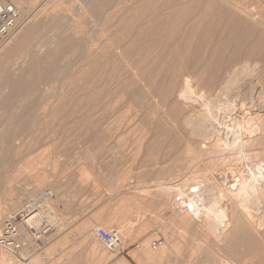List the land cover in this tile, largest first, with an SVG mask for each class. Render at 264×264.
<instances>
[{
    "label": "rangeland",
    "instance_id": "1",
    "mask_svg": "<svg viewBox=\"0 0 264 264\" xmlns=\"http://www.w3.org/2000/svg\"><path fill=\"white\" fill-rule=\"evenodd\" d=\"M10 1L21 22L0 52L28 30L0 61V229L34 199L30 191L35 200L53 194L46 198L54 220L42 213L44 234L17 220L25 250L10 261L14 253L0 247V264L264 261L260 239L244 233L237 211L223 214L228 228L216 241L158 196L160 183L191 177L189 188L205 175L209 185L264 163V0H235L249 19L221 0ZM240 67L256 71L253 84L241 76L239 86L225 87ZM213 99L216 131L199 139L185 121ZM239 117L262 131L246 132ZM240 134L250 142L238 168ZM96 227L132 246L111 254Z\"/></svg>",
    "mask_w": 264,
    "mask_h": 264
},
{
    "label": "bare ground",
    "instance_id": "2",
    "mask_svg": "<svg viewBox=\"0 0 264 264\" xmlns=\"http://www.w3.org/2000/svg\"><path fill=\"white\" fill-rule=\"evenodd\" d=\"M221 1H223V3L227 4L228 6L230 5V7L233 8L234 11L238 12L239 14L240 13H243L244 15L246 14L247 18L251 14L248 10L243 9L241 7V5H239L235 0H221ZM257 21H259V20H257ZM257 21L254 20V22H257ZM259 22L261 23V21H259ZM27 30H28V27H25L23 30L19 31V33H17V35L15 36V39L13 40V42L9 43V45H7V47L3 51L0 52V61L6 58L9 50L15 48L16 42H18L19 40H21L22 38H24L26 36ZM255 72L256 71L254 69H246L244 67H240L239 69L234 71L232 73V75L227 77V81L225 80L226 84L224 82L223 83H224V85H227V86H225L227 88L228 87L230 88L232 86L235 87L238 84H240V79L242 78L241 76H250L251 77V76L255 75L254 74ZM18 80H20V79H18ZM18 80L15 83H18L19 82ZM249 80H250L249 82H251L253 84L252 77ZM252 84H251V86H252ZM250 90H252V89H250ZM237 96L239 97V94ZM216 101H217V99H216ZM213 103H214V99L208 100V103L206 104V108L204 110L200 111L197 115H195V117L186 119L185 123L187 125H190L191 135H195V136L199 137V139H203V138H208V136L210 134H213V132L215 133L216 130L214 129L215 131H213V126H211L210 119L213 118L214 113L216 111H218V109L220 107H218V109H216V111L214 112L213 110L215 108V105L217 106V102L215 105ZM250 103H252V101ZM228 106L229 105H227V108H228ZM251 106L249 105V107H251ZM249 107H248V109H249ZM246 108H247V106H246ZM240 110H241V108H240ZM236 112H238V111H236ZM256 113H255V115H257ZM257 117H258V121L256 123L259 124V122L261 123V121L263 119L260 118L261 116L260 117L257 116ZM251 118H248V117L240 118L239 117L236 120L238 121V124H242V126L244 127L246 132H251L253 130H257L256 132H259L260 130H258V127L253 126L254 128H250V127L246 126V124L251 120ZM256 118H254V120ZM263 118H264V116H263ZM194 119H197V120H194ZM262 122H264V121H262ZM234 123H236V122H234ZM251 123H250V126H251ZM262 125H264V124H262ZM208 126H209V128H208ZM236 126L238 127V125H236ZM257 126L260 127L259 129L263 128V127L261 128V125H257ZM239 129H240V127H239ZM259 136L257 135V138ZM237 137H239V136H237ZM248 138H250V137H248ZM248 138L246 135H244V136L241 135V137H239L238 139H236V137H235V139H236L235 144H236V147H239L238 153H240L241 155L240 154H238L240 156L236 155L233 162L235 161V164H236L235 166L238 168H239V166H237V165H238V163H240V161H241L240 159H242V156H244V154H245L244 153L245 149H243V148L245 146H247V144L250 142V140ZM233 142H231V143H233ZM251 143H252V141H251ZM215 144L216 145H214V146H217V148H218L221 145V142L219 140H217ZM212 151H214V150H212ZM215 151H216V149H215ZM250 153H251V151L248 153L251 156ZM255 156L258 157V155H255ZM249 159H251V161H252L255 158L253 156V159H252V157ZM254 161L258 162L259 160L257 161L255 159ZM256 162H255V165H256ZM260 162H261V160H260ZM250 166L247 168V170H245V173H243L244 172L243 169L240 170L241 172H239V169L237 170V168H235L234 169L235 171L233 172L232 175L222 177L220 179H215V181L209 182V185H207L205 183V181H207V179H205V175H204V177H202L203 176L202 175L201 176L202 180H199V181H197L196 178H194L196 181H193V184H191V186H189V188H187V186H184L185 185L184 183L191 177H188L184 181L179 182V183L177 181L176 182H170L168 184L160 183L159 186L161 188V191L158 194V196H159V198H163V200H165V201H169L170 199H173V202L174 203L176 202V204L172 203V205L178 206V207H181L182 209H184V215H183L184 220L192 222L196 219L198 221L196 224L201 228V230H203L204 233H206L208 236L212 237L216 241H220L224 231L225 230L227 231V228H228L227 225H223V223H222L223 214L230 211V210H235L238 212L239 225L245 231L244 233L249 234V235H250V233H252L251 236L254 235V238L252 237V240L255 239L256 237L259 238L261 241L260 243L263 245L262 247H264V163H262L261 165H258V167L256 166L255 172L253 170L254 168L252 169L251 168L252 166L251 167ZM229 178L231 179L232 183L226 184L223 180L229 179ZM191 187H195L194 188L195 191H191ZM184 188H186V190L188 192L184 191L183 190ZM45 194L47 195V193H45ZM35 195H36L35 192L30 191V197L34 198L33 200H35V197H36ZM154 195H156V193ZM42 197H40V199L38 198L39 202H41L40 203V207L42 208L41 214L43 212L44 213L46 212L47 221L50 222V220H54L53 217H50V215H49L50 213H47V211L50 209V203L48 201V198H46V197L42 198ZM38 200H35V201H38ZM188 205L190 206V210L188 208ZM21 227L23 228V225ZM31 227H34L37 229V222L36 223L33 222L31 224ZM245 228L248 230H246ZM243 235H245V234H243ZM257 250L256 251L254 250V252H257ZM263 253H264V249H263ZM150 254H151L150 252L146 251L145 254H142V257L147 258ZM4 256H5L4 252L0 251V259L4 258ZM16 256H18V255L14 254L13 256H9L7 260H10V261L20 260V257L19 256L16 257ZM254 257H255V254H254ZM261 261L262 262L257 263V264H264V261L262 259H261Z\"/></svg>",
    "mask_w": 264,
    "mask_h": 264
},
{
    "label": "built area",
    "instance_id": "3",
    "mask_svg": "<svg viewBox=\"0 0 264 264\" xmlns=\"http://www.w3.org/2000/svg\"><path fill=\"white\" fill-rule=\"evenodd\" d=\"M20 22L21 14L18 8L10 0H0V44L6 42L17 32ZM194 188L191 187V191H195ZM46 193V197L52 195L50 191ZM188 208L190 210L189 205ZM41 209L38 201L28 199L14 214L6 218L0 229V247L16 255H21L25 250V243L21 240V230L17 220H20L22 225L25 224L26 232L28 229H34L44 234L49 226L43 220ZM33 222H37V229L31 227ZM94 233L111 254H126L132 246L127 245L118 233L108 231L103 227H96ZM160 243V240L152 241V248L155 249Z\"/></svg>",
    "mask_w": 264,
    "mask_h": 264
}]
</instances>
